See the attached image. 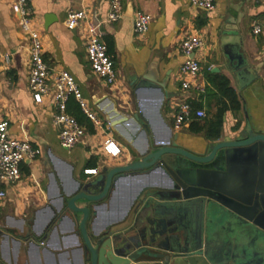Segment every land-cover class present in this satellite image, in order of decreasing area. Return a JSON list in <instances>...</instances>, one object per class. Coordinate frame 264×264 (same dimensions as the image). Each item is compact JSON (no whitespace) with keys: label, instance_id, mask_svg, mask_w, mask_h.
Returning a JSON list of instances; mask_svg holds the SVG:
<instances>
[{"label":"crops","instance_id":"obj_1","mask_svg":"<svg viewBox=\"0 0 264 264\" xmlns=\"http://www.w3.org/2000/svg\"><path fill=\"white\" fill-rule=\"evenodd\" d=\"M13 1L0 0V118L8 121L11 136L29 142L41 154L34 161H24L19 181L4 187L6 198L0 203L2 264H86L84 243L78 233L81 216L78 219L70 216L60 205V199L73 190L75 181L95 176L104 166H124L134 160V150L106 130L104 116L95 105L109 99L118 110L137 113L139 101L129 86L133 79L154 72L158 81L166 83L169 99L163 117L173 129V105L179 100L203 109L205 120L215 119L220 95L208 78L209 73L222 75L236 92L241 108L223 115L220 137L235 138L246 127L264 133V31L259 35L252 33L254 25L264 28V1L218 0L212 12H205L191 7L189 0H123V17L109 23L106 18L109 0H30L31 18L40 32L49 69L71 74L90 107L104 122L102 128L94 127L71 99L68 113L85 128L87 138L84 145L65 150L66 153L62 152L57 128L52 123L51 101L46 99L38 105L29 92L28 41L12 11ZM70 10H87L100 22L101 41L116 71L114 86L106 85L91 72L84 29H66ZM137 12L151 16L148 31L141 37L133 32ZM194 34L204 41L203 51L195 58L201 68L196 82L205 86V92L200 94L192 88L182 94L180 67L185 57L180 45ZM225 46L246 59L248 76L244 80L229 68ZM4 55L10 56L7 65L3 62ZM193 121L173 132L179 133L184 146L197 150L210 140L190 131ZM107 136L122 148L119 157L111 158L102 151ZM87 169L97 172L87 176L84 174ZM135 185L134 179L120 180L115 192L102 202L104 206L99 213L95 216L91 211L86 223L89 236L119 220ZM78 206H83V202ZM216 244L217 241H212L211 248H217ZM179 264L189 263L181 260Z\"/></svg>","mask_w":264,"mask_h":264},{"label":"water","instance_id":"obj_2","mask_svg":"<svg viewBox=\"0 0 264 264\" xmlns=\"http://www.w3.org/2000/svg\"><path fill=\"white\" fill-rule=\"evenodd\" d=\"M227 48L229 68L244 80L246 59ZM129 86L137 113H124L109 99L95 105L134 160L75 181L60 199L70 216H81L86 264H264V133L246 127L235 138L191 150L163 117L166 83L151 72ZM122 179L136 180L125 212L89 236L91 211L99 213Z\"/></svg>","mask_w":264,"mask_h":264},{"label":"built area","instance_id":"obj_3","mask_svg":"<svg viewBox=\"0 0 264 264\" xmlns=\"http://www.w3.org/2000/svg\"><path fill=\"white\" fill-rule=\"evenodd\" d=\"M218 0H189L191 7L205 12H212ZM249 3H258L264 0H246ZM30 0H14L12 11L18 16V25L26 35L28 41V89L33 101L41 105L48 99L54 108L52 123L58 131L59 145L64 150H71L78 145H84L87 138L85 128L72 115L68 113V103L73 99L81 113L94 127L100 129L103 124L96 112L84 98L74 77L65 70L52 72L43 56V45L40 32L31 18ZM94 14L87 10L67 13L65 27L69 31L83 28L86 35L85 53L91 72L106 85L116 84V71L114 64L107 53V48L101 41V24L94 18ZM123 17V0H109L107 21L115 23ZM151 16L137 12L133 17V32L141 37L148 31ZM264 28L257 24L253 26V35L263 33ZM204 49L201 36L194 34L187 36L180 45L185 61L180 67V91L182 94L194 89L200 94L205 92V86L198 84L197 78L201 72L199 60L195 58ZM7 65L10 56H2ZM173 114V130L179 131L190 120L205 119L206 112L195 108L185 100L175 102ZM106 126V125H105ZM106 130H111L107 125ZM102 151L111 158L119 157L123 150L114 139L107 136L103 139ZM41 152L29 142L19 140L8 132V121L0 118V203L6 198L5 186L14 184L20 179V165L24 161H34ZM97 170L87 169L84 174L95 175Z\"/></svg>","mask_w":264,"mask_h":264},{"label":"trees","instance_id":"obj_4","mask_svg":"<svg viewBox=\"0 0 264 264\" xmlns=\"http://www.w3.org/2000/svg\"><path fill=\"white\" fill-rule=\"evenodd\" d=\"M208 80L213 89H215L220 95L217 103L219 107L217 115L214 120H194L190 124V131L202 134L206 140L214 141L220 137L223 115L227 111H239L241 105L236 92L230 87L229 81L226 77L219 74L209 73ZM76 107L80 110L77 105Z\"/></svg>","mask_w":264,"mask_h":264},{"label":"rangeland","instance_id":"obj_5","mask_svg":"<svg viewBox=\"0 0 264 264\" xmlns=\"http://www.w3.org/2000/svg\"><path fill=\"white\" fill-rule=\"evenodd\" d=\"M99 119L101 120V116L99 117ZM102 124H104V122L101 120ZM63 153H66L67 151L62 150Z\"/></svg>","mask_w":264,"mask_h":264}]
</instances>
